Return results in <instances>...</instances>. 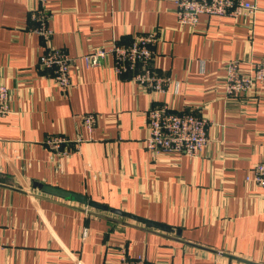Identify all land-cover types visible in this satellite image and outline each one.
Returning a JSON list of instances; mask_svg holds the SVG:
<instances>
[{"label":"crops","instance_id":"1","mask_svg":"<svg viewBox=\"0 0 264 264\" xmlns=\"http://www.w3.org/2000/svg\"><path fill=\"white\" fill-rule=\"evenodd\" d=\"M254 15H200L179 26L175 0H47L51 37L32 32L36 0H0V80L9 112L0 116V264H116L119 253L157 264H264V190L246 180L264 161V82L226 98L228 60L242 71L264 57V0ZM156 31L152 66L166 90L147 94L111 58L80 56L111 40ZM50 45L72 56L75 87L64 96L39 64ZM210 122L199 154L144 148L151 104ZM93 113L88 130L81 115ZM68 139L69 157L44 144ZM44 183L178 228L167 232L129 217L44 193Z\"/></svg>","mask_w":264,"mask_h":264},{"label":"built area","instance_id":"2","mask_svg":"<svg viewBox=\"0 0 264 264\" xmlns=\"http://www.w3.org/2000/svg\"><path fill=\"white\" fill-rule=\"evenodd\" d=\"M36 0V6L29 11V18L34 23L31 31L48 40L52 35L49 25L51 15L45 2ZM176 21L179 26L194 27L200 15H230L241 13L254 15L257 5L248 0H175ZM158 40L156 31L135 34L129 43L111 40L106 45L97 46L82 54L85 66H97L106 58H111L112 68L117 74L129 73L132 81L142 89L154 95L165 92L167 79L159 76L152 66L155 55L154 45ZM73 57L65 50L47 45L39 55L41 67L51 71L54 84L66 96L75 87L71 80L70 67ZM225 74L221 83L226 98L248 97L257 91L256 86L264 82V57L253 61L249 70L242 71L239 61L228 60L224 65ZM9 88L0 80V116L9 112ZM83 125L90 130L95 122V114L89 112L81 115ZM146 136L144 148L151 155L160 154H199L209 137L206 128L210 122L206 117L192 112L174 111L164 104L153 103L146 111ZM44 144L53 153L61 157H69L68 139L63 135L51 134L44 138ZM246 180L252 179L257 186L264 190V161L257 162L251 169ZM2 244L0 243V248ZM116 264H157L148 260L144 255L128 256L125 250L119 253Z\"/></svg>","mask_w":264,"mask_h":264},{"label":"water","instance_id":"3","mask_svg":"<svg viewBox=\"0 0 264 264\" xmlns=\"http://www.w3.org/2000/svg\"><path fill=\"white\" fill-rule=\"evenodd\" d=\"M34 186H36L41 191H43L44 193H47V194H51V195L61 197V198H69V199L75 200L81 204H84L86 206L92 207L94 209L109 211L111 213H114V214H117L120 216L129 217L133 220L144 223L147 227H155V228L167 231V232L175 231V234H177L179 236L180 231L178 228H172L171 226H169L167 224H163L160 222L149 220V219H146V218H143V217H140L137 215H133L131 213H128V212H125V211H122L119 209L109 208L105 204H102V203L96 202L94 200L88 199L83 194L67 191V190L61 189V188L56 187V186H52V185L44 184V183H39V182L35 183Z\"/></svg>","mask_w":264,"mask_h":264}]
</instances>
